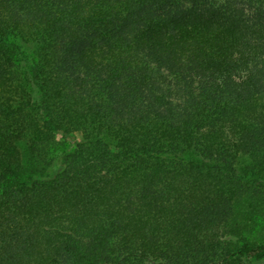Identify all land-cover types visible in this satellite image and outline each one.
I'll list each match as a JSON object with an SVG mask.
<instances>
[{
  "label": "trees",
  "instance_id": "1",
  "mask_svg": "<svg viewBox=\"0 0 264 264\" xmlns=\"http://www.w3.org/2000/svg\"><path fill=\"white\" fill-rule=\"evenodd\" d=\"M211 3L0 0V264H264V0Z\"/></svg>",
  "mask_w": 264,
  "mask_h": 264
},
{
  "label": "rangeland",
  "instance_id": "2",
  "mask_svg": "<svg viewBox=\"0 0 264 264\" xmlns=\"http://www.w3.org/2000/svg\"><path fill=\"white\" fill-rule=\"evenodd\" d=\"M202 1H208V2H212L213 4H215V5H221V4H223V3H225L227 0H202ZM236 1H238V0H236ZM211 3V4H212ZM242 6V5H241ZM240 6V7H241ZM249 12V11H248Z\"/></svg>",
  "mask_w": 264,
  "mask_h": 264
}]
</instances>
